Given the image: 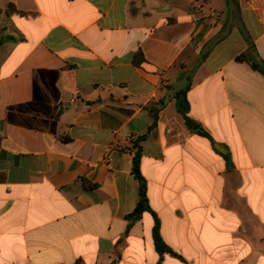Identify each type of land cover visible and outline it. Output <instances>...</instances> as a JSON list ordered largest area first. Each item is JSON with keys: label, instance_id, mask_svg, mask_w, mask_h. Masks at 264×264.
Instances as JSON below:
<instances>
[{"label": "crops", "instance_id": "obj_1", "mask_svg": "<svg viewBox=\"0 0 264 264\" xmlns=\"http://www.w3.org/2000/svg\"><path fill=\"white\" fill-rule=\"evenodd\" d=\"M243 54L264 61V0H0V264H264V75Z\"/></svg>", "mask_w": 264, "mask_h": 264}, {"label": "trees", "instance_id": "obj_2", "mask_svg": "<svg viewBox=\"0 0 264 264\" xmlns=\"http://www.w3.org/2000/svg\"><path fill=\"white\" fill-rule=\"evenodd\" d=\"M14 10L16 13H20L16 9ZM238 59L250 63L253 69L260 71L264 75V61L251 60L250 58H248L247 54H243L239 56ZM141 60H143V58H141V54H137L134 62L136 65H139ZM189 89H190V84H188L184 89L178 91L176 93V100H177L178 111L183 115L188 127L193 129L194 126H196L197 124L194 121H192L188 115L190 112V104L187 99V93ZM157 117H158V113L156 112V120H157ZM155 125H156V122L150 128V130H152ZM197 132L203 136L209 137V135L202 129H199ZM146 138L147 136H143L139 138L138 141L134 144L135 155L133 158V174L138 180L139 185H140V193H139L140 199H139V202H138V205L135 211L131 215L128 216V219L132 221L139 219L143 215L144 212L150 211L149 199L147 195V184H146L145 178L143 177L141 173V158H142L143 149L139 145V142L146 140ZM154 239H155V243H156L158 251L162 253L168 251L167 246L165 245L163 239L161 238L160 223L157 218H156V224L154 227Z\"/></svg>", "mask_w": 264, "mask_h": 264}]
</instances>
